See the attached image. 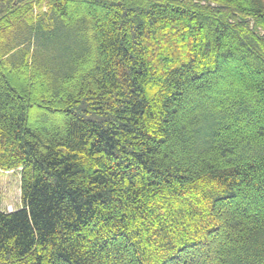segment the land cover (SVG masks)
Returning a JSON list of instances; mask_svg holds the SVG:
<instances>
[{"label":"trees","instance_id":"obj_1","mask_svg":"<svg viewBox=\"0 0 264 264\" xmlns=\"http://www.w3.org/2000/svg\"><path fill=\"white\" fill-rule=\"evenodd\" d=\"M0 169V264H264V0H0Z\"/></svg>","mask_w":264,"mask_h":264},{"label":"rangeland","instance_id":"obj_2","mask_svg":"<svg viewBox=\"0 0 264 264\" xmlns=\"http://www.w3.org/2000/svg\"><path fill=\"white\" fill-rule=\"evenodd\" d=\"M70 35L60 33L57 39L49 41L45 46L48 55L56 56V60L60 62L65 60L70 52L79 50V46L72 39L65 37ZM41 47H43L42 43ZM21 208L20 173L18 171L4 172L0 169V210L13 212Z\"/></svg>","mask_w":264,"mask_h":264}]
</instances>
